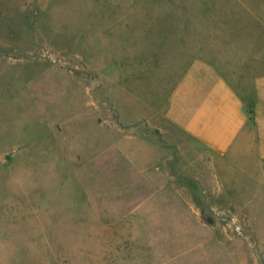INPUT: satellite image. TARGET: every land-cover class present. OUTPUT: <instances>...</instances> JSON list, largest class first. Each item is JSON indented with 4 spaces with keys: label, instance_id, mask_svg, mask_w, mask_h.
I'll return each mask as SVG.
<instances>
[{
    "label": "rangeland",
    "instance_id": "rangeland-1",
    "mask_svg": "<svg viewBox=\"0 0 264 264\" xmlns=\"http://www.w3.org/2000/svg\"><path fill=\"white\" fill-rule=\"evenodd\" d=\"M0 264H264V0H0Z\"/></svg>",
    "mask_w": 264,
    "mask_h": 264
},
{
    "label": "crops",
    "instance_id": "crops-1",
    "mask_svg": "<svg viewBox=\"0 0 264 264\" xmlns=\"http://www.w3.org/2000/svg\"><path fill=\"white\" fill-rule=\"evenodd\" d=\"M241 102L218 81L186 121V127L219 149H226L243 127Z\"/></svg>",
    "mask_w": 264,
    "mask_h": 264
}]
</instances>
